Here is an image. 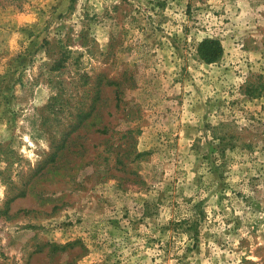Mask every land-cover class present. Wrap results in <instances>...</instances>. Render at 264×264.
Instances as JSON below:
<instances>
[{
  "label": "rangeland",
  "instance_id": "1",
  "mask_svg": "<svg viewBox=\"0 0 264 264\" xmlns=\"http://www.w3.org/2000/svg\"><path fill=\"white\" fill-rule=\"evenodd\" d=\"M0 264H264V0H0Z\"/></svg>",
  "mask_w": 264,
  "mask_h": 264
},
{
  "label": "trees",
  "instance_id": "2",
  "mask_svg": "<svg viewBox=\"0 0 264 264\" xmlns=\"http://www.w3.org/2000/svg\"><path fill=\"white\" fill-rule=\"evenodd\" d=\"M200 57L205 61L215 60L222 52L220 42L215 38H204L198 46Z\"/></svg>",
  "mask_w": 264,
  "mask_h": 264
}]
</instances>
